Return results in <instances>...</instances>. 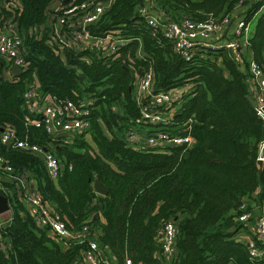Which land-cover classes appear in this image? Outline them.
<instances>
[{
    "label": "trees",
    "instance_id": "1",
    "mask_svg": "<svg viewBox=\"0 0 264 264\" xmlns=\"http://www.w3.org/2000/svg\"><path fill=\"white\" fill-rule=\"evenodd\" d=\"M15 1L18 4L9 9L0 7V25L9 19L22 38L20 53L26 65L5 78L7 66L0 61V127H11L18 139L52 150L62 168L50 180L40 154L0 145V156L12 167L0 177L9 217L0 226L6 243L0 264H70L78 254V246L61 248L46 228L34 223L14 175L33 179L40 197L68 229L94 226L98 245L117 264L125 258L131 264H160L155 235L169 218L176 226L172 264H264V257L250 259L234 237L238 205L252 199L256 188L255 202L264 195L255 164L260 119L247 102L250 62L264 76L263 0L242 1L246 7L240 18L246 24L257 15L246 38L248 62L236 60L230 50L208 46H198L185 59L172 51L160 28L149 26L137 11L145 5L165 21H203L231 13L239 0H110L86 31L122 42L112 54L74 49L65 52V60L51 44L47 16L51 4L82 0ZM145 69L151 71L153 92L181 90L171 100L174 111L167 124L141 119L133 81ZM33 83L37 95L55 104H81L88 127L69 140L50 134L41 123L34 125L38 115L28 111L23 98ZM156 108L167 112L169 107ZM127 130L144 136L168 130L189 135L191 143L137 147L126 141ZM94 179L106 190L104 195L94 192Z\"/></svg>",
    "mask_w": 264,
    "mask_h": 264
},
{
    "label": "built area",
    "instance_id": "2",
    "mask_svg": "<svg viewBox=\"0 0 264 264\" xmlns=\"http://www.w3.org/2000/svg\"><path fill=\"white\" fill-rule=\"evenodd\" d=\"M242 1L239 0L235 7L242 6ZM109 3L110 0H82L71 5L51 4V13L47 16L52 34L51 44L61 58L64 57L65 52L74 49H100L102 55L114 52L115 47L122 42L121 39L109 34L103 37H94L86 31L87 25L95 22ZM260 10L264 11V0ZM137 11L149 26L159 27L162 35L170 41L172 51L185 59H188L198 46L230 50L236 58H240L244 54L243 46L246 45L244 35L247 24L241 18L233 24L231 35L221 44L211 41L213 33L232 23L234 20L232 12L218 17H209L203 21H194L188 17L165 21L162 19L161 13H150L145 5L138 7ZM66 26L69 28L68 30L65 29ZM241 40L244 42L243 45ZM21 45L22 38L12 27L10 20L4 21L0 25V61L7 66L5 72H11L12 67L15 66L20 70L25 67L26 63L20 53ZM248 68L250 74L247 85L248 98L251 101L252 109L260 119V126L264 132V76L254 63L250 62ZM133 96L139 105L142 120L144 119L150 124H167L168 119L173 116L171 112L174 111L170 106L171 100L178 98L179 93L175 90L153 92L151 71L145 69L135 75ZM23 98L27 102L28 111L38 115V118L32 121L34 125L43 124L45 130L52 135L66 136L70 140L88 127V120L85 118L87 110L81 108V104L74 105L71 101L55 104L49 97L37 95L35 83L29 85L23 93ZM159 105L169 107L167 112L157 109L156 107ZM25 119L28 120V118ZM124 133L126 141L137 147L156 143L162 145L182 144L187 147L191 143L189 135L169 134L168 130L165 132L157 130L146 136L131 130ZM0 145H10L40 154L45 174L50 180L56 179L61 171V162L52 150L42 149L24 139H18L11 127H0ZM255 164L259 172L263 174L264 182V135L257 143ZM11 172L12 167L0 156V177ZM14 176L24 188L23 205L34 223L39 227L46 228L61 248L78 246V254L70 264H117L111 254L98 245L97 231L94 226L91 227L85 223L78 230L68 229L59 215L40 197L33 179ZM237 211L234 219L238 227L235 239L241 241L250 259L263 258L264 195L261 200L253 204L246 201L241 202ZM5 217L3 221L9 218ZM2 222H0V226ZM175 237V222L170 218L162 221L155 235V240L159 244L160 264H172L176 255ZM5 246L6 243L0 234V250H4ZM121 264H131V262L125 258Z\"/></svg>",
    "mask_w": 264,
    "mask_h": 264
},
{
    "label": "crops",
    "instance_id": "3",
    "mask_svg": "<svg viewBox=\"0 0 264 264\" xmlns=\"http://www.w3.org/2000/svg\"><path fill=\"white\" fill-rule=\"evenodd\" d=\"M145 2H148V0H145ZM10 3L11 4H9L8 2L6 3V2H3V3H0V7L2 6V7H4L5 9H9V7H10V5H17L18 4V2H16L15 0H11L10 1ZM245 7H246V5H243V6H238V7H235L233 10H232V16H233V19H235L236 17H239L240 18V15L244 12V9H245ZM257 15H255L253 18H252V20H254V18L256 17ZM232 19V18H231ZM7 20H9V19H7ZM252 20L250 21V22H248L247 23V27H246V31H245V35H244V37L245 38H247L250 34H251V32H252V28L253 27H251V28H249V25H250V23L252 22ZM232 27H233V23H231L229 26H227V27H225V28H222V29H220L219 31H216L215 33H213V36H212V38H211V41L212 42H214V43H216V44H221L225 39H227L230 35H231V32H232ZM241 44L243 45L244 44V42H243V40H241ZM243 51H244V54L240 57V58H236V57H234L236 60H242V59H244L245 61H247L248 62V60H249V53H250V51H249V49H248V47H247V45H244L243 46ZM232 55H234L233 54V52H232ZM65 57V56H64ZM64 57L62 58V60H65L64 59ZM215 62H217V63H220V59L217 57L216 59H215ZM20 70V69H19ZM21 71V70H20ZM13 75L15 74L14 72H11ZM12 75V76H13ZM11 75H10V72H3V77H5V78H9V77H12ZM89 144H91V141L89 140ZM260 173V172H259ZM262 174V173H261ZM262 177H263V174H262ZM263 184H264V182H263ZM22 189L24 190V188L22 187ZM259 189L258 188H256L255 189V191L251 194V196H252V199H249V201H248V199H246V202L247 203H249V204H253V203H255V201H254V199L253 198H255L256 197V193H257V191H258ZM2 196V195H1ZM4 197V196H3ZM261 200V199H260ZM3 215H6L7 214V211H5V212H3L2 213ZM1 214V215H2ZM102 221V220H101Z\"/></svg>",
    "mask_w": 264,
    "mask_h": 264
},
{
    "label": "water",
    "instance_id": "4",
    "mask_svg": "<svg viewBox=\"0 0 264 264\" xmlns=\"http://www.w3.org/2000/svg\"><path fill=\"white\" fill-rule=\"evenodd\" d=\"M11 71L14 72L15 74L20 72L19 68L16 66L12 67ZM247 102L251 106V101L249 99H247ZM99 125H100V129H101L103 135L108 137V134L105 131V129L103 128V126L101 124H99ZM263 135H264V132L261 129V136H263ZM93 190L95 193H97L99 195H104L106 193V190L102 187V185L99 183V181L97 179L93 180ZM7 210H8V205H7L6 198L0 195V214H2L3 212H5ZM233 229H234V227L230 228V230H233ZM235 240L239 241V239H235Z\"/></svg>",
    "mask_w": 264,
    "mask_h": 264
},
{
    "label": "rangeland",
    "instance_id": "5",
    "mask_svg": "<svg viewBox=\"0 0 264 264\" xmlns=\"http://www.w3.org/2000/svg\"><path fill=\"white\" fill-rule=\"evenodd\" d=\"M237 19H239V17H236V18L232 21V23L235 24L236 21H237ZM253 23H254V21L252 20V22H251L250 25H249V28L253 27ZM233 26H234V25H233ZM232 28H233V27H232ZM173 90L177 91L178 93L181 91L179 88H175V89H173ZM170 91H171V90H170ZM169 94H171V93H169ZM2 215H3V214H2ZM2 215L0 214V222H2L3 219H4V217H5V216H2Z\"/></svg>",
    "mask_w": 264,
    "mask_h": 264
},
{
    "label": "clouds",
    "instance_id": "6",
    "mask_svg": "<svg viewBox=\"0 0 264 264\" xmlns=\"http://www.w3.org/2000/svg\"><path fill=\"white\" fill-rule=\"evenodd\" d=\"M12 72V71H11Z\"/></svg>",
    "mask_w": 264,
    "mask_h": 264
}]
</instances>
